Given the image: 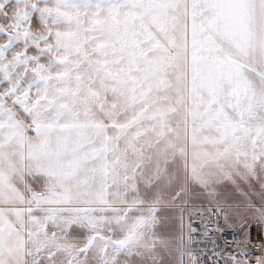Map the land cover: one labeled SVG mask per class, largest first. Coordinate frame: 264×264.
Masks as SVG:
<instances>
[{"label":"snow or ice","instance_id":"obj_1","mask_svg":"<svg viewBox=\"0 0 264 264\" xmlns=\"http://www.w3.org/2000/svg\"><path fill=\"white\" fill-rule=\"evenodd\" d=\"M0 264H264V0H0Z\"/></svg>","mask_w":264,"mask_h":264},{"label":"built area","instance_id":"obj_2","mask_svg":"<svg viewBox=\"0 0 264 264\" xmlns=\"http://www.w3.org/2000/svg\"><path fill=\"white\" fill-rule=\"evenodd\" d=\"M216 222V218L215 217H213V223H215Z\"/></svg>","mask_w":264,"mask_h":264},{"label":"crops","instance_id":"obj_3","mask_svg":"<svg viewBox=\"0 0 264 264\" xmlns=\"http://www.w3.org/2000/svg\"><path fill=\"white\" fill-rule=\"evenodd\" d=\"M256 202H257V203H259V201H258V200H257Z\"/></svg>","mask_w":264,"mask_h":264},{"label":"rangeland","instance_id":"obj_4","mask_svg":"<svg viewBox=\"0 0 264 264\" xmlns=\"http://www.w3.org/2000/svg\"><path fill=\"white\" fill-rule=\"evenodd\" d=\"M254 233H255V230H254Z\"/></svg>","mask_w":264,"mask_h":264}]
</instances>
